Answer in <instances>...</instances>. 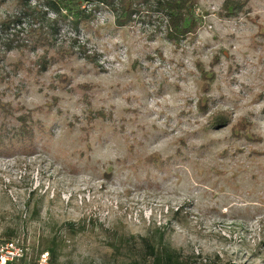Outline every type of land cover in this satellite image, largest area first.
Listing matches in <instances>:
<instances>
[{"label":"rangeland","instance_id":"rangeland-1","mask_svg":"<svg viewBox=\"0 0 264 264\" xmlns=\"http://www.w3.org/2000/svg\"><path fill=\"white\" fill-rule=\"evenodd\" d=\"M157 1L0 32V240L56 264H147L144 238L264 264V0H196L184 37Z\"/></svg>","mask_w":264,"mask_h":264},{"label":"trees","instance_id":"trees-1","mask_svg":"<svg viewBox=\"0 0 264 264\" xmlns=\"http://www.w3.org/2000/svg\"><path fill=\"white\" fill-rule=\"evenodd\" d=\"M7 0H0V3H5ZM15 1L17 14L1 22L0 32L9 31L10 26L16 27L21 25L24 19H29L33 23H39L40 40L48 41L47 32L50 31L49 26L43 25V16L46 11H50L58 17L61 13L63 23L74 31H78L79 27L90 23L96 13L102 8L115 9L120 7L126 13L129 11L127 0H13ZM147 0H145L146 2ZM196 0H158L155 4L156 11L159 12L166 21V31L172 37H184L192 33L193 25V10ZM85 6L87 8H85ZM54 23V22H53ZM22 125L24 121H21ZM15 132V138L22 141H32L34 139L33 130L28 128H18ZM12 137V136H11ZM6 138L0 136V141H5ZM143 244L145 259L147 264H221L218 262H200L197 263L190 258L183 257L179 252L172 250L158 242L154 244L150 239H141ZM44 252L50 255V261L56 264V250L54 244L51 247H45Z\"/></svg>","mask_w":264,"mask_h":264},{"label":"built area","instance_id":"built-area-1","mask_svg":"<svg viewBox=\"0 0 264 264\" xmlns=\"http://www.w3.org/2000/svg\"><path fill=\"white\" fill-rule=\"evenodd\" d=\"M0 264H55L48 252L29 255L26 248L16 240H0Z\"/></svg>","mask_w":264,"mask_h":264}]
</instances>
